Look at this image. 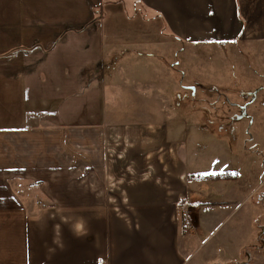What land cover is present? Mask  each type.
<instances>
[{
	"label": "crops",
	"instance_id": "crops-1",
	"mask_svg": "<svg viewBox=\"0 0 264 264\" xmlns=\"http://www.w3.org/2000/svg\"><path fill=\"white\" fill-rule=\"evenodd\" d=\"M129 5L140 6L154 18L145 22L127 16L124 10ZM44 8L41 17L32 0H0V57L27 59L40 50L48 51V58L68 56L73 48L70 40L79 43L88 34L95 41L97 62L104 48L113 56L118 49L141 55V46L161 45L168 39L164 31L171 45L264 42V0H74L58 7L52 16H46L48 7ZM156 18L160 29L153 25ZM148 57H153L151 52ZM67 65L52 70L58 73L60 84L69 79L71 93L79 97L81 88L76 77L72 80L67 75L73 70ZM118 66L115 63L114 71H119ZM120 73L119 79L135 88L134 96L139 98L147 83L139 78L125 83L130 75ZM30 93L26 102H31ZM90 118L77 123L96 127L91 131L95 133H83L94 138L79 133V159L62 153L54 156L56 162L48 163L26 159L31 154L27 144H21L23 153L9 155L10 147L1 139L14 142L19 130L28 128L0 127V264H190L197 241L194 245L190 236L182 235L179 206L203 214L195 207L207 203L201 200L206 193L203 185L223 182L230 187L226 191L217 188L222 203L216 206L224 208L235 199L236 186L240 191V181L201 180L200 176L213 170H203L205 158L200 152H191L187 155L190 164L185 163L177 151L174 130L144 124L129 125L120 132L97 128L109 112ZM96 131L105 137L113 132L120 135V159L115 160ZM198 132L190 135H203ZM86 139H91V145L83 147ZM195 142L189 140L192 146ZM217 169L237 173L228 166ZM194 230L200 240L202 230Z\"/></svg>",
	"mask_w": 264,
	"mask_h": 264
},
{
	"label": "rangeland",
	"instance_id": "rangeland-1",
	"mask_svg": "<svg viewBox=\"0 0 264 264\" xmlns=\"http://www.w3.org/2000/svg\"><path fill=\"white\" fill-rule=\"evenodd\" d=\"M73 1L32 0V3L35 12L43 17L41 9L45 5L48 9L44 14L52 16L58 7ZM124 13L145 22L154 18L136 5L125 7ZM154 23L158 29L162 28L157 18ZM88 35L79 43L70 40L73 48L68 56L48 58V51L40 50L27 59L0 57V127L28 128L19 130L15 139L18 143L1 139L9 145V155L23 153L21 144H27L31 154L25 157L34 163L56 162L54 156L62 153L77 160L79 133H95L91 131L96 128L77 123H85L92 115L101 117L103 112H109V118L103 119L97 128L121 132L129 125L145 124L174 130L177 151L186 164H190L187 155L200 152L205 158L201 163L203 170L229 176L218 180L238 179L241 187L239 191L236 186L235 199L224 208L216 206L222 203L217 188L223 191L224 187L226 191L230 187V183L223 182L203 185L206 193L201 200L207 203L195 206L203 214L179 206L182 235L190 236L194 245L197 241L190 264H264V42L171 45L170 36L164 31L163 37L168 39L161 45L141 46L138 48L141 55L124 54L118 49L113 56L104 48L101 61L97 62L95 41ZM150 52L153 57H148ZM84 62L87 67L78 72ZM115 63L119 71H114ZM56 65L71 66L73 70L67 75L72 80L76 77L81 96L71 93L69 79L63 80V84L58 82V73L52 70ZM120 72L130 75L125 83L138 78L147 83L140 89L139 98L134 96L135 88L119 79ZM28 90H32L28 94L31 102L25 101ZM138 112L139 116L134 117ZM145 115L153 118H144ZM198 131L203 135H190ZM113 133L105 137L104 132L96 131L95 135L102 139L101 143H108L110 154L118 160L121 139L117 132ZM190 139L198 142L192 146ZM90 141H84L83 147L90 146ZM226 166L235 168L237 173L217 171ZM186 175L190 182L191 177ZM193 226L202 230L200 240Z\"/></svg>",
	"mask_w": 264,
	"mask_h": 264
},
{
	"label": "trees",
	"instance_id": "trees-1",
	"mask_svg": "<svg viewBox=\"0 0 264 264\" xmlns=\"http://www.w3.org/2000/svg\"><path fill=\"white\" fill-rule=\"evenodd\" d=\"M229 178L228 175H221V174H207V175H204V176H200L199 178L201 180H218V179H225V178ZM232 178L234 179L235 177L232 176Z\"/></svg>",
	"mask_w": 264,
	"mask_h": 264
}]
</instances>
